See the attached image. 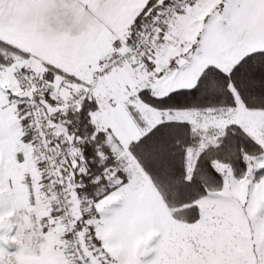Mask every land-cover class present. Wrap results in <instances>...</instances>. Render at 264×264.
<instances>
[{
	"label": "snow or ice",
	"instance_id": "6c2138e0",
	"mask_svg": "<svg viewBox=\"0 0 264 264\" xmlns=\"http://www.w3.org/2000/svg\"><path fill=\"white\" fill-rule=\"evenodd\" d=\"M0 264H264V0H0Z\"/></svg>",
	"mask_w": 264,
	"mask_h": 264
}]
</instances>
